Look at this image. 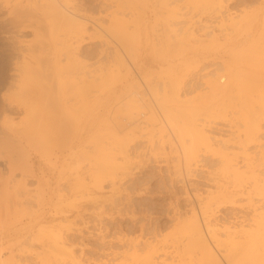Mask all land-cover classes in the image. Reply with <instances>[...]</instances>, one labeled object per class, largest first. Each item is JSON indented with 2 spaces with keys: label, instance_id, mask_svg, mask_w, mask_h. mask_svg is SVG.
Listing matches in <instances>:
<instances>
[{
  "label": "rangeland",
  "instance_id": "374dc122",
  "mask_svg": "<svg viewBox=\"0 0 264 264\" xmlns=\"http://www.w3.org/2000/svg\"><path fill=\"white\" fill-rule=\"evenodd\" d=\"M70 1L72 3V5H70L71 3L69 4L70 7L73 8L77 7L76 9L88 18L89 20L88 27L90 29H88V33H86L88 36H84V38H82L83 41L81 40L82 43L80 45L79 51H76V54L78 53L77 57L74 56L72 58L74 59V62L72 59L67 61L66 58L62 56L61 58L62 59L64 58L65 60L63 59L64 61L63 62L62 59L60 58L61 62L59 64V67L60 66L63 67L64 70H61L62 71L61 73L59 70L58 72L62 75L64 74L63 79L65 78L64 77L65 75L67 76L69 75L70 78L69 76L66 77L69 79L70 82L72 81L71 79L77 76L78 79L77 78L76 79L79 82V76L83 75L85 77L84 74H86L87 76L85 78L87 79L86 81L87 83L85 88L86 90H84V93L87 94L85 95L83 93L84 96L83 95L81 96L80 93L79 96H76L75 94V92L77 91L76 87H73L76 90L75 92L71 90L73 89L71 87L70 90H68V92L66 93L67 99L70 98L68 94H70V96L74 94L73 96L74 98H78V97L80 98L81 96V99L79 98H78L79 100L77 99L80 105L76 102L75 103L72 102V104L78 106L79 110L76 114L75 112H73L74 111L73 109L76 110V108H72L73 111L69 117V118L74 117L73 119L77 122H75L74 120L71 121V119H69L70 123H67L68 119L66 121H63L68 125L70 124L71 128L73 127L71 130L69 129L70 125L68 128V125L63 123V125L65 124L67 126V130L69 129L68 131H66V134L64 131V135H67V133H69L67 136H65L67 137L66 141L64 140L65 148H63V145L61 143L62 140H59L62 137H63L62 139H65L64 135H62L63 132V128H62L63 126H61L62 123H56L57 125L52 124V126L49 127L50 130H48L46 133L47 135L45 136L42 135L44 137V138L42 137L43 139L40 136L41 140H39L38 142L42 141L40 142L41 144L38 142L37 144L35 143L36 147H34L35 145H31L29 141H28L29 144L27 140L24 141L25 149L27 151V160L29 161L28 165L26 163L17 164V163H12V161H8L9 159L7 158L8 156L5 153H3L4 150L2 147H0V189L2 188L0 190V201L4 199L2 203L0 202L1 203L0 205H2L1 206L2 209L0 208V260L2 262L0 261V264H13V262H15L14 264H45V261L46 263H48V257L51 258L48 264H60V261L58 259L56 260L57 256L52 255L51 252L52 250L49 249L50 246L49 245L47 246L49 240L51 243L52 239L50 238L54 235H51V237L50 236L46 237V234L48 236L52 233L57 235H59L58 233L61 234L62 239L64 238L62 241L65 242L66 244L65 246L66 251L69 254L74 253V256L77 257L78 260L82 262V264H144V262L140 261V259L143 260L144 256L148 254V250L150 247H156L157 249H159L157 258L155 259V261L158 264H162V263L176 264V262L177 264H197L198 263L197 252H195V254L194 253L187 254L184 253L183 251L185 247L184 244L188 242L187 240L188 237L183 234V227L185 225V222L187 223V221H189L188 219L192 218L191 215L193 214L194 211L197 212L199 218H201L202 223H204L203 227L206 230V233L209 234H210L209 230H211V228H208L207 226L210 223L209 221H211L212 224H217L218 227L221 228H223L224 226H231L233 229H237V230L238 229L242 230L240 227L244 228L247 227V225L249 224H253V220H254L253 217L255 216V211L253 206L247 200H245L246 199L245 196L238 195L237 196L238 198L235 197L236 200L234 199L235 201L233 202L231 201V199L220 200L219 199L220 193L217 192V190H219L218 187L220 186L230 187L232 190L234 188L238 189V187H234V185L236 186L237 183L233 185L232 182L234 183V181H231L233 180V178H231L229 173L225 172L226 171L224 165L225 158H223L227 155L225 153H230L229 155L231 157V154L232 155L236 154L237 152H239V150L242 151L241 147L239 146L243 145L246 149V152L249 153L250 155L252 154L251 155L252 159L254 158L255 160H258L261 152L264 150L263 148L264 137L260 138L257 141L248 143V145L241 144L240 141L241 138L243 140L242 136L244 135V133L242 131V128L241 130L239 129V126L242 123L241 120H239L240 116L237 114V112L239 111L240 108L238 107L233 108L234 105L233 103H238V100L236 99L237 97H235L233 93L232 95H228L222 98L220 96L215 97V93L211 88L213 87L212 85L213 80L214 81L220 80L222 84V81L221 79H219V77L222 74H224L225 76L226 73L225 68H227V65L232 61L233 58L232 56L228 57L227 55H230L232 51L233 53L231 55H233L235 49L239 47L242 48L243 46H247L251 41H255L256 39L258 41L259 37L263 33L262 31H264L263 29L264 0H221L220 4L222 5L218 4L217 0H212L214 5H211L212 4L211 0H209L211 4H209L207 0H176V2L175 0L174 2L173 0L170 1L169 0H70ZM75 1L77 3H75ZM203 6L207 9L204 8L203 10ZM212 6L213 8L211 9ZM218 6L220 7L218 8ZM181 9L184 11H181ZM202 10L204 13L202 12ZM254 10L255 11L258 10V12L256 13ZM168 11L173 13L172 16L176 14V17L173 16L175 19H173L172 16L171 17L169 16L171 15V13L169 14ZM214 11L216 12L214 13ZM259 11L261 12L259 13ZM184 12L187 14H185ZM189 12L192 13L190 14ZM181 13L183 15H181ZM167 14H169L168 16L173 20L171 19L169 20V18L164 19L168 17ZM247 14H249V17L251 16V14L252 17L254 16V14L255 16L253 17V19L251 17V20L249 21L247 19L249 17L246 16ZM243 15L244 17H246V19L243 17ZM93 16L95 18H93ZM229 17H232L230 22H229L230 19ZM239 17L240 18L242 17L241 19L244 20V21L241 20L242 22L241 25L243 26V28L240 30L239 29L236 30V28H234L232 24L234 21L240 22ZM158 19L159 21L157 22L154 21ZM92 20H94L93 21L94 24L96 21L98 24L102 25L105 31L99 29L100 33H98L97 32L98 30L96 31L94 27L91 26L93 23L91 22ZM165 20L166 21L169 20L167 21V25ZM136 21L140 22L138 23L140 26H138ZM197 22H199V24ZM223 22L225 23L227 22V23L225 24ZM222 23L225 25L222 26ZM113 24L114 25L116 24V27H118V28L115 27L116 30L113 28L114 26L112 27L116 31L114 33H118L117 29L119 31L121 28L123 29V27L125 26L128 27L127 29H125L126 27L124 28L125 31H122V34H124L123 32H126L127 34H125L124 37L125 39L129 38L130 41L122 38L123 37L122 34L112 33V35H117L119 37L112 36L111 33L107 31V29L110 28ZM151 24L152 26L153 25L154 26L152 27ZM189 24L190 26H188ZM228 24L230 27H232L233 30L227 27ZM171 25L174 29H171L172 28ZM191 25H193V27ZM262 25L263 27L261 28ZM206 27L208 28V30H206L207 29ZM56 28H54V30ZM135 28L138 30H134ZM168 28L170 32L167 31ZM154 29L155 31H157L156 33L159 34V35L157 34L158 36L155 34ZM54 30L52 35H54L56 32L58 36L55 34L54 36H52V39H50L51 37H49V39L47 37V41L49 44H51L52 42L51 47L52 48L55 47L57 53H60L58 52V49L59 47L61 48V46L57 47V45L60 44L61 40L59 42L57 41L60 38L62 39V37L65 39L64 34L68 35L69 32L66 29L63 30L59 29V31L56 29L55 32ZM64 30L66 31L63 34L62 31ZM258 30L260 31L262 30L260 32L261 33L260 36L258 35L259 33ZM220 31L222 32L220 33ZM234 32L239 33V35L237 34L238 37ZM168 33L170 34V36L168 35ZM25 34L27 37V41L32 39L31 38L32 36H30L31 35L30 32H25ZM163 34L165 35L166 38L169 37L168 41L165 39ZM190 34L193 37L192 41H190L191 38H189L191 37ZM194 34L197 37H194ZM222 34L225 36H223ZM230 37H235V38L231 39ZM175 38L176 39L178 38L177 40H179L180 42L177 41ZM122 39L125 42L120 43V41L121 42L123 41ZM170 39L174 42L172 43ZM187 40L188 43H186ZM216 40L219 42H216ZM162 41L164 45L163 43L161 44ZM223 41L228 42V43L226 42L227 46L224 45L225 43ZM234 42L236 44H234ZM133 43H134V47H133ZM158 43L160 44V46ZM220 43H222L223 45ZM135 44L137 45L135 46ZM153 44L154 46L152 47ZM123 45L125 48L122 47ZM157 45L159 47H157ZM162 46L165 48H163ZM135 47L137 48V54ZM173 47L175 50H173ZM226 47L228 49H226ZM161 48L163 49V51ZM55 49L53 48V50ZM120 49H122L123 52L125 53L123 54L124 57L119 56L118 54L116 55L117 53L116 50H120ZM126 49L127 51H130V53H128ZM222 49H224L225 51ZM133 50L135 51L132 52ZM157 51L159 52L161 51V53ZM155 52L156 54H154ZM127 54H129L128 58H127ZM123 58L124 60H122ZM189 59H193V60L191 61ZM76 61L77 63H79L80 61V63L82 64V65L79 64V67H81L84 70L86 68L85 72L84 70L81 71L80 70L81 68L79 69V67H77ZM123 61H127V63ZM66 62L67 65L69 64L68 66L65 65ZM226 62L229 63L227 64ZM118 63L120 66H118ZM196 63L200 64L198 68L196 67L197 66ZM125 64L127 65V68ZM70 67H72V70L73 69L74 70L71 71ZM111 67L113 69H111ZM128 67L130 68V70H127L129 69ZM203 67L205 68V70ZM248 67L249 68H247V70H251L252 72L250 74L255 73L259 76L258 78L259 82L261 79L263 80L262 85L260 84L261 82L259 83V85L264 86V77H262L264 76V71L262 70L263 71L262 72L261 70L259 71V69L256 70L257 68H252L250 66ZM76 68H78V71L74 72L75 70H77ZM186 68H189V70ZM207 68L208 70L206 71ZM222 68L225 71L221 70ZM110 69L112 71H108ZM7 70L5 69V67H1L0 71L6 73ZM79 71L81 73H79ZM124 71H126L125 74ZM257 72L258 73L262 72V74L259 73L260 74L259 75ZM77 73H79L80 75L79 74L77 75ZM111 73H114L113 74L114 76ZM105 74L107 75L109 74L108 79H111L112 82L111 80H106L107 75ZM216 76H218V78ZM224 76L221 77H223L222 78L224 80L223 84L224 86H226V83L228 82H227V78H225L226 76L225 77ZM97 80L98 81L102 80V82L99 81V83L101 82V86L104 85V88L103 86L101 87L99 83L98 85L97 83L94 85V82H98ZM104 82L106 83L104 84ZM210 84L212 86H210ZM96 85L99 86L98 89H96L97 88ZM130 86L132 89L130 88ZM138 87H140V89ZM93 88H95L96 90ZM128 88L130 91L128 90ZM260 88L263 89V87ZM97 90L99 92H97ZM262 91H264V89ZM95 92H97V94ZM77 94H79L78 91ZM122 94L124 95L122 96ZM166 96L171 101H169L168 98L166 99ZM164 97L166 100L170 102V105L172 107L175 108L178 107L177 110L178 115L176 114V112H174L177 108L173 109L171 107L174 111L172 110V113L169 112V109L171 108H169L170 106L168 104L165 105V102L166 103L169 102L162 101L164 100ZM234 97L236 101L232 100L234 99ZM175 98L176 100H174ZM178 98L179 101H177ZM133 99L137 101L136 103L131 102V104L133 105L136 104V106L138 105L140 107H135L136 108L135 110L134 107L133 108L131 107V109L129 110L128 109L130 107L129 105H131L130 101H132ZM73 100L76 99L72 98L70 102ZM96 100L97 103L95 102ZM186 100L189 103H187ZM79 101H82V103H80ZM174 101L180 103L177 102L175 103ZM206 101L207 103H209V105L206 103ZM230 101H232L233 103ZM70 102H68V104H71ZM159 102H161V105ZM157 103L159 104V107ZM200 103L201 104L203 103V105H199ZM205 103L207 105H204ZM222 103H224V106H222L223 105ZM81 104H83V107L85 108L83 112L82 110L80 111ZM152 104L154 105L156 111ZM183 104L185 107L183 106ZM187 104H188L187 107L189 108H191L192 106L191 110L193 111L191 113H194L195 110L196 111L199 110L197 114L196 113L193 114L192 116L193 118H190L191 116L190 114L188 116V113H190L191 110L190 109L188 110V108L186 107ZM127 105L129 107L126 108ZM162 105L165 108L162 109L161 108L163 107ZM180 105L183 107H181ZM198 105L200 108L198 107ZM202 106H204L205 108L203 107L204 108L203 109ZM210 106H213L212 109ZM227 106L229 107V109ZM193 107H197L199 109L197 108L193 109ZM222 107L223 109H225L226 107L227 108L224 110V112L222 111L223 113L221 115L219 113H221L220 110H222ZM230 107L233 108V110H231ZM137 108L139 109L137 110ZM182 108L183 110L185 108V110H188L189 112L183 111L181 114L184 115L186 113V116L192 119V121L195 120L194 116H196L195 124L198 123L196 124L198 127L200 126L201 128L202 127L204 128L202 129L206 132L207 138L204 137L206 140L210 139V137L213 138L211 139V141L207 140L208 147L205 145L206 146L205 148V146L202 147L199 145V147L201 148H198L199 150L198 151L199 154L197 153L198 163L196 164H194L195 162L193 161L191 162L190 165H186L182 155V150H180L181 148L178 147L179 143L173 140V137L169 129L165 128L166 125L165 123H163L164 121L161 120L162 116L160 117L158 116V114L161 115L163 112L180 116L179 111H182ZM131 110H134L133 113L131 112ZM150 110L152 111L154 110L156 113H158V114L155 113L157 118L156 117L154 118L153 115H152L153 117L151 116ZM81 112L82 115H80ZM211 114L213 115L211 116ZM22 115L15 116V121H14L15 127L17 128L21 127V129L23 125H24L23 127L27 126V124L25 125L24 122L23 124H20V126H17L18 125L17 121L20 122V120L22 119L21 117ZM19 117H21V119ZM182 117L179 118L182 119ZM185 118L187 117H184V119ZM100 119L102 121H100ZM105 121H107V123ZM74 122H75V129H74ZM154 122L156 123L155 125H153ZM108 123H112V124L114 123L113 124L114 126L111 125L108 127H110L112 131H116L115 137L118 140L114 137V135H112V137H114L115 140L111 137V134L115 132L110 134L108 131L110 132L112 131L109 129L108 131L106 130ZM161 123L164 124L165 126L164 125H163L164 127L158 126L161 125ZM96 124L98 125L96 126ZM105 124H106V128L104 126ZM53 125H56L57 127L60 125L59 127L62 128L61 129L62 132L61 130L59 131L60 134L54 129L60 135V138L59 135L55 136L56 132L53 131L54 128ZM65 125L64 128L66 127ZM140 125L142 127H140ZM261 126L263 127V131H264V119L261 121ZM152 128L154 129L152 130ZM56 129L59 130V128ZM71 131H73V133ZM129 131H131L132 133L135 132L134 134L137 135L134 140L133 138L135 137V135H131V132L129 133ZM48 132L51 133V136L49 135ZM205 132L203 133L204 135ZM52 134H54L55 137H58V139L56 140L57 142L53 143L52 139L48 138V136L54 138V136L52 137ZM129 135H131L132 137ZM98 136L100 137L98 138ZM45 138L46 139L48 138L49 141H45L46 140ZM122 138H124V140H121ZM125 138L127 139V142L128 141L131 142H129L128 144L127 143L123 144V142L126 141ZM166 138L170 139L169 140L170 142L173 140L174 144H172L173 141L169 143L168 139ZM50 140L52 142H50ZM58 141L60 142L58 143ZM67 141H69V143ZM120 141L122 142L120 143ZM237 141H239L240 143L239 142L236 143ZM117 142L119 144H117ZM203 142L202 145L206 144V142L205 143ZM125 144L127 145V147L125 146ZM66 145L68 149L71 147L73 148L68 150L66 148ZM94 145L95 147H93ZM117 145H123L124 149L122 148L123 146L119 147ZM101 147L104 148V150L100 149ZM62 148L64 150H62ZM96 149L99 150L93 151ZM208 149L210 150L212 149V151H209ZM110 150H112V152L115 155H112L113 153H111ZM121 151H124L126 153H123ZM214 151L217 154L214 153ZM96 152H98L97 153L98 155L95 154ZM119 152L123 154H120ZM220 153H222L223 155ZM102 154L103 155L109 154V155L103 156ZM116 154H118V156ZM100 155H102L103 157ZM110 155L112 156L110 158L114 162L113 163L114 165H111L110 163L111 160L108 159ZM127 155L130 158L126 157ZM237 155L239 157L236 156L235 159L234 157H232L233 163L234 164L235 162L236 164L238 163V165L242 168L241 171H245V166H244L245 162L243 160L242 154L240 155V153H238ZM123 156L126 158V160L125 159L123 160L124 158ZM254 159H253L254 163H257L258 161H255ZM105 160L106 161L109 160V161L105 163L106 162ZM108 163L110 164V167L108 166L107 168L105 166L109 165ZM257 165L260 166L259 164ZM28 166L30 168H28ZM112 166L116 168L112 169ZM187 168L190 171H188ZM186 169L187 171H185ZM257 169L259 171V172L257 171L256 173L258 179L261 178L263 179L264 167H260V168L257 167ZM260 171L262 174L260 173ZM175 172L178 173L176 174ZM125 173L128 174L126 175ZM8 176H10L9 178L10 180H14V178L19 179V177L25 180V186L29 190L28 192L29 194L27 195V197H24V200L23 198L21 199L23 201L22 204L18 203V200H20V198H17L18 199L17 200L13 195L10 196V194L9 196H6L8 194L7 193L8 189L6 188L7 187L6 182L8 181L7 180ZM100 180L102 181V183ZM10 183L11 185L9 186H12V184H14L11 181ZM3 185L5 186V188ZM240 185H242L240 187L241 190H244L245 192L251 190V182L246 181L241 183ZM26 187L24 188L26 189ZM4 192L6 193H5V197L3 198ZM9 197L10 198L12 197V199H10ZM253 198H254L253 202L254 203L256 202L255 205H257V208L264 207V199L262 197L254 195ZM10 200L11 202H7ZM209 200H210L209 208L212 211V213H208L207 215L204 214V210H202L203 209L202 207H204V204L207 205L208 204L207 202ZM209 208L207 211L211 212ZM178 229H180L181 231ZM42 234L44 237L42 236ZM209 234H207L209 239L211 241H215L214 244L217 247V251L220 257V262H222V264H229L226 256V254L228 255L227 250L230 247V246L228 247L227 245L229 241L225 237L222 238L220 237V241H222L221 242L222 244L218 243L213 238V236H211L212 234L210 235ZM237 235L240 237L243 234L240 235L239 233ZM45 237L47 239L49 238L47 243ZM212 238L214 240H212ZM243 239L244 238L240 237L239 239H237V241H242ZM223 240H226L225 242L226 245L223 243ZM50 245L52 248L53 245L52 244ZM138 256L140 257L138 258ZM137 258L138 261H136ZM64 259H67V257H65ZM64 259H60V260L64 261ZM67 261L69 262V259H67ZM67 261L66 263L70 264ZM66 263L64 261V264Z\"/></svg>",
  "mask_w": 264,
  "mask_h": 264
},
{
  "label": "bare ground",
  "instance_id": "6f19581e",
  "mask_svg": "<svg viewBox=\"0 0 264 264\" xmlns=\"http://www.w3.org/2000/svg\"><path fill=\"white\" fill-rule=\"evenodd\" d=\"M170 1V0H169ZM209 2V0H207ZM174 2V0H173ZM176 2V0H175ZM179 2V1H178ZM212 2V0H211ZM218 4L221 3V0H217ZM70 0H0V70H1V67H5V69L7 70L6 73H3L0 71V147L3 148L4 152L9 158L8 161H12V163H26L28 165V160H27V151L25 149V145H24V141L27 140V142L29 141L31 145H35V143L37 144V142L40 139V136L41 138L45 135H47V131L50 130L49 127L52 126V124H56V123H62L61 126H63V132H62V128L61 127H57L56 125H53V131L54 132H59L61 130L62 132V135H64V131H65V134H66V131H68L69 129L72 130L71 128V125H70V128H69V125L66 124L65 122L63 121H66L68 119V122L67 123H70L69 122V119L74 120L72 117H70V115L72 114V111L75 112L77 114L79 108L77 105L75 104H72V102H76L78 103V100L81 99V96L83 95L84 93V90H86V81L87 79L85 78L87 75H85V77L82 75H80L79 73H81L79 71V73H77V75L79 74V82L77 81V77H74L73 79H71L72 81L70 82L69 79L67 78L68 76L65 75L64 79H63V75L60 74L62 71L61 70H64L63 67H59V64L61 62V57L64 56L66 58L67 61L71 60L74 56L77 57V54H76V51H79V48H80V45L83 41L82 38H84V36H88L86 33H88V29H90L88 26H89V20L86 16H84L82 13H80L75 7H70V5H72V3ZM75 3H77L75 1ZM70 4V5H69ZM145 4V2H144ZM157 4V2H156ZM175 4V3H174ZM194 4V3H193ZM203 4V3H202ZM209 4H211L209 2ZM208 4V5H209ZM191 5V4H190ZM201 5V4H200ZM206 5V4H205ZM204 5V6H205ZM207 5V6H208ZM211 5H214L213 2ZM222 5V4H220ZM158 6V5H157ZM194 6V5H193ZM203 6V10H204V7ZM224 6H225V3H224ZM251 6V5H250ZM257 6V4H256ZM261 6V5H260ZM210 7V6H209ZM208 7V8H209ZM215 7V6H214ZM220 6H218L219 8ZM168 8V6H167ZM192 8V7H191ZM197 8V7H196ZM200 8V6H199ZM202 8V7H201ZM213 8V6L211 7V9ZM257 8V7H256ZM264 8V7H263ZM79 9V8H78ZM154 9V8H153ZM184 9V8H183ZM187 9V8H185ZM198 9V8H197ZM207 9V8H205ZM222 9V8H221ZM250 9V8H249ZM259 9V8H258ZM158 10V9H157ZM172 10V9H171ZM195 10V9H194ZM193 10V11H194ZM202 10V12H203ZM210 10V9H209ZM208 10V12H209ZM214 10V9H213ZM212 10V11H213ZM220 10V9H219ZM223 10V9H222ZM248 10V9H247ZM173 11V10H172ZM181 11H184L181 9ZM179 11V12H181ZM186 11V10H185ZM218 11V10H217ZM243 11V10H242ZM255 11V10H254ZM155 12V11H154ZM169 12V11H168ZM200 12V11H199ZM211 12V11H210ZM216 11H214L215 13ZM256 13L258 12L255 11ZM261 11H259L260 13ZM171 12H169L170 14ZM183 13V12H182ZM181 13V15H183ZM185 13V12H184ZM190 13V12H189ZM192 13V12H191ZM190 13V14H191ZM204 13V12H203ZM213 13V12H212ZM231 13V12H230ZM247 13V12H246ZM167 14V16L169 15ZM173 13H171V15H169L170 17L172 16ZM187 14V13H185ZM200 14V13H199ZM206 14V13H205ZM221 14V13H220ZM219 14V15H220ZM141 15V14H140ZM160 15V14H159ZM208 15V13H207ZM212 15V14H210ZM214 15V14H213ZM216 15V14H215ZM236 15V14H235ZM245 15V14H244ZM243 15V17H244ZM259 15V14H258ZM113 16V15H112ZM161 16V15H160ZM167 17V18H164V19H168L169 20L171 19L170 17ZM174 17H176V14L173 15ZM172 16V17H173ZM185 16V15H184ZM187 16V15H186ZM224 16V15H223ZM242 16V14H241ZM246 16L249 17V14H247ZM255 16V14H254ZM253 16V17H254ZM257 16V15H256ZM264 16V15H263ZM173 17V19H175ZM195 17V16H194ZM227 17V16H226ZM251 17H252V14L249 18H247L249 21L251 20ZM252 17V19H253ZM93 18H95L93 16ZM134 18V17H132ZM157 18V17H156ZM155 18V19H156ZM161 18V17H160ZM159 18V19H160ZM183 18V16H182ZM181 18V19H182ZM186 18V17H185ZM229 22L231 21L232 17H229ZM240 18V17H239ZM242 18V17H241ZM239 19L240 22H233V27L236 28V30H240L243 28V26L241 25V20L242 19ZM246 19V17H244ZM113 19V18H112ZM139 19V18H138ZM141 19V18H140ZM143 19V18H142ZM158 20H154L155 22L159 21ZM171 19V20H173ZM179 19V18H178ZM209 19V18H208ZM213 19V18H212ZM228 19V18H226ZM264 19V18H263ZM262 19V20H263ZM120 20V19H119ZM167 20V21H169ZM185 20V19H184ZM190 20V18H189ZM193 20V19H192ZM224 20V19H223ZM222 20V21H223ZM236 20V19H235ZM238 20V18H237ZM236 20V21H237ZM247 20V22H248ZM94 20H92L91 22H93ZM134 21V20H133ZM146 21V20H145ZM150 21V20H149ZM167 21L165 20L166 22V25H167ZM182 21V20H181ZM228 21V20H227ZM244 21V20H242ZM253 21V20H252ZM117 22V21H116ZM115 22V23H116ZM137 22V21H136ZM142 22V21H141ZM163 22V21H162ZM190 22V21H188ZM209 22V21H207ZM263 22V21H262ZM104 23V22H103ZM114 23V22H112ZM140 23L139 21L137 22V24ZM159 23V22H158ZM180 23V22H179ZM178 23V24H179ZM199 24V22H197ZM225 23V22H223ZM222 23V26H224L225 24ZM251 23V22H250ZM249 23V24H250ZM136 24V23H134ZM156 24V23H155ZM165 24V23H164ZM171 24V22H170ZM177 24V23H176ZM205 24V23H204ZM207 24V23H206ZM264 24V23H263ZM160 25V24H159ZM219 25V24H218ZM217 25V26H218ZM221 25V23H220ZM253 25V24H251ZM92 27H94V29L98 32H99V29H101L102 31H105L104 28L102 27V25L98 24L96 21H95V24L94 22L92 23L91 25ZM114 26V27H113ZM122 26V25H121ZM137 26V25H136ZM138 26H140L138 24ZM152 26V24H151ZM154 26V25H153ZM152 26V27H153ZM163 26V25H162ZM165 26V25H164ZM190 26V24L188 25ZM193 27V25H191ZM214 26V25H212ZM211 26V27H212ZM221 26V27H222ZM57 27V28H56ZM108 27V26H107ZM116 30V24L112 25L110 28L107 29V31H109L112 35L113 34H122V31H125V29H127L128 27H123V29L121 28L119 31L117 29V32L118 33H114L116 32L113 28ZM116 27V28H115ZM135 27V25H134ZM157 27V25H156ZM155 27V28H156ZM167 27V26H166ZM172 27V25H171ZM186 27V25H185ZM208 27V25H207ZM206 27V28H207ZM220 27V26H219ZM227 27H229L230 29H232V27L229 26V24L227 25ZM249 27V26H247ZM259 27V26H258ZM263 27V25L261 26V28ZM54 28H56L58 31L59 29H66L69 33L68 35L64 34V31L63 34H64V37L65 39L62 37V39H58L57 42H59L60 40V44L57 45V47L61 46V48L59 47L58 49V52L60 53H57L55 47H53L55 50H53V48L51 47V44L48 43L47 41V37L49 39V37H51L50 39H52V36H54L56 34ZM145 28V27H144ZM178 28V27H177ZM184 28V27H183ZM190 28V27H189ZM187 28V29H189ZM202 28V27H201ZM200 28V29H201ZM251 28V27H250ZM159 29V28H158ZM165 29V28H164ZM171 29H174L173 27ZM197 29V28H196ZM249 29V28H248ZM264 29V28H263ZM53 30L55 32L54 35L53 34ZM134 30H138V29H134ZM183 30V29H182ZM208 30V28L206 29ZM217 30V28H216ZM233 30V29H232ZM250 30V29H249ZM93 31V30H92ZM121 31V32H120ZM140 31V30H139ZM155 31V29H154ZM153 31V32H154ZM169 28H168V30ZM219 31V30H218ZM224 31V30H223ZM227 31V30H226ZM229 31V30H228ZM246 31V30H245ZM251 31V30H250ZM259 33L258 35L260 36V30H258ZM25 32H30V36H32L31 40L27 41V37H26V34ZM94 32V31H93ZM96 32V33H97ZM130 32V31H129ZM132 32V31H131ZM134 32V31H133ZM157 31H155V34L157 35L158 33H156ZM172 32V31H171ZM175 32H176V29H175ZM173 32V33H175ZM192 32V31H191ZM207 32V31H206ZM222 31H220L221 33ZM231 32V30H230ZM229 32V33H230ZM237 32V31H236ZM234 32V33H236ZM240 32V31H238ZM242 32V30H241ZM263 33L261 34V36L259 37L258 41L255 37V41H251L247 46H243L242 48L239 47L237 49L234 50V54L231 55L233 53V51L231 52L230 55H227L228 57L232 56V61L228 64L227 62V68L226 71L222 68L221 70H224L226 73H225V76L224 74L220 75L221 76H224L225 78H227V82L226 83V86H224L223 84V77H219V79H221L222 81V84L220 82V80H217L218 76H216V80L217 81H214L212 82V85L213 87L211 89H213V92L215 93V97L217 96H220L221 98L222 97H225V96H228V95H232V93L234 94L235 97H237L236 99L238 100V103H233L232 102L231 104L233 105V108H240L239 111L237 112V114L240 116V119L241 120V123L240 126H239V129L241 130L242 128V131L244 133V135L242 136L243 137V140L241 138V144H247L248 143H251V142H254V141H257L259 140L260 138L264 137V131H263V127L261 126V121L264 119V91H262L264 89V86H261L262 85V79L258 80L259 76L257 74H250L252 73L251 70H247V68H249L248 66L252 67V68H257L256 70L259 69V71L263 70L264 71V31H262ZM67 33V32H66ZM95 33V34H96ZM97 33V34H98ZM124 34L122 38L125 39V34H127L126 32H123ZM136 33V32H135ZM163 33V32H162ZM182 33V32H181ZM211 33V32H210ZM219 33V32H218ZM225 33V32H223ZM233 33V32H232ZM248 33V32H247ZM86 34V35H85ZM94 34V35H95ZM129 34V33H128ZM189 34V33H188ZM187 34V35H188ZM207 34V33H206ZM237 34L239 35V33H236V36ZM58 36V34H56ZM93 35V34H92ZM130 35V34H129ZM138 35V34H137ZM159 35V34H158ZM157 35V36H158ZM164 35V34H163ZM162 35V36H163ZM167 35V34H166ZM168 35L170 36V34L168 33ZM193 35V33H192ZM192 35L190 34L191 37V40L192 41ZM211 35V34H210ZM223 35V34H222ZM221 35V36H222ZM228 35V34H227ZM56 36V38H57ZM98 36V35H97ZM112 36H115V37H119L117 35H112ZM121 36V35H120ZM161 36V37H162ZM215 36V35H214ZM225 36V35H223ZM230 36V35H229ZM235 36V37H236ZM254 36V35H253ZM257 36V35H256ZM90 37V36H89ZM114 37V38H115ZM135 37V36H134ZM165 37V35H164ZM172 37V36H171ZM179 37V36H177ZM184 37V36H183ZM194 37H197L195 36L194 34ZM208 37V36H207ZM206 37V38H207ZM235 37H230L231 39L232 38H235ZM238 37V36H237ZM240 37V36H239ZM242 37V36H241ZM257 37V38H258ZM55 38V39H56ZM94 38V36H93ZM101 38V37H100ZM113 38V37H112ZM121 38V37H120ZM119 38V39H120ZM159 38V37H158ZM169 38V37H168ZM168 38L165 37V39L168 41ZM174 38V37H173ZM172 38V39H173ZM218 38V37H217ZM128 41L129 38H126ZM125 39V40H126ZM176 39V38H175ZM178 39V38H177ZM176 39V40H177ZM182 39V37H181ZM197 39V38H196ZM224 39V38H223ZM240 39V38H239ZM46 40V41H45ZM82 40V41H81ZM123 40V39H122ZM136 40V39H135ZM158 40V39H156ZM174 40V39H173ZM198 40V39H197ZM207 40V39H206ZM209 40V39H208ZM220 40V39H218ZM254 40V39H253ZM120 41V40H119ZM127 41V42H128ZM138 41V40H137ZM164 41V40H163ZM163 41L161 42V44L163 43ZM170 41H172L170 39ZM179 41V40H177ZM186 41V40H185ZM195 41V40H194ZM200 41V40H199ZM228 41V40H227ZM226 41V42H227ZM262 41V42H261ZM125 42L124 40L120 43H123ZM126 42V43H127ZM166 42V41H165ZM174 41H172L173 43ZM180 42V41H179ZM197 42V41H196ZM210 42V41H209ZM216 42H219L216 40ZM224 42V41H223ZM226 42H224L226 45ZM230 42V41H229ZM56 43V42H55ZM157 43V42H156ZM176 43V42H175ZM183 43V42H182ZM188 43V40L187 42ZM228 43V42H227ZM77 44V46H76ZM140 44V43H139ZM155 44V43H154ZM154 44L152 45V47L154 46ZM159 44V43H158ZM197 44V43H196ZM214 44V43H213ZM222 44V43H220ZM219 44V45H220ZM234 44H236L234 42ZM120 45V44H119ZM125 45V44H124ZM124 45L122 47H124ZM132 45V44H131ZM137 44H135L136 46ZM164 45V43H163ZM173 45V44H172ZM195 45V44H194ZM211 45V44H209ZM223 45V44H222ZM126 46V45H125ZM139 46V45H138ZM160 46V44H159ZM157 45V47H159ZM182 46V45H181ZM193 46V45H192ZM201 46V45H200ZM208 46V45H207ZM227 46V45H226ZM233 46V45H232ZM231 46V47H232ZM133 47H134V43H133ZM163 47V46H162ZM172 47V46H171ZM52 48V49H51ZM119 48V47H118ZM117 48V49H118ZM125 48V47H124ZM123 48V49H124ZM136 48V47H135ZM165 48V47H163ZM170 48V47H169ZM180 48V46H179ZM178 48V49H179ZM200 48V47H199ZM204 48V47H203ZM212 48V47H211ZM209 48V49H211ZM162 49V48H161ZM183 49V48H182ZM196 49V48H195ZM206 49V48H205ZM208 49V48H207ZM217 49V48H216ZM219 49V48H218ZM226 49H228L226 47ZM229 49H230V46H229ZM53 50V51H52ZM60 50V51H59ZM128 50H129V47H128ZM130 50H131V47H130ZM153 50V49H151ZM169 50V49H168ZM173 50L174 47H173ZM215 50V49H214ZM224 50V49H222ZM102 51V50H101ZM127 51V49H126ZM125 51V52H126ZM135 50H133L132 52H134ZM156 51V50H155ZM163 51V49H162ZM178 51V50H177ZM196 51V50H195ZM201 51V50H200ZM217 51V50H216ZM225 51V50H224ZM223 51V52H224ZM229 51V50H228ZM105 52V51H104ZM116 55L118 54L119 56H123V54H125L123 52L122 49L120 50H116ZM128 53H130V51H127ZM131 52V53H132ZM159 52V51H157ZM176 52V51H175ZM161 53V51L159 52ZM174 53V51H173ZM226 53V52H225ZM230 53V52H229ZM228 53V54H229ZM136 54H137V48H136ZM151 54V53H150ZM153 54V53H152ZM156 54V52L154 53ZM166 54V53H165ZM172 54V53H171ZM179 54V53H178ZM177 54V55H178ZM187 54V53H186ZM101 55V54H100ZM128 55L127 54V58H128ZM132 55V54H130ZM180 55V54H179ZM201 55V54H200ZM118 56V58H119ZM162 56V55H161ZM205 56V55H204ZM226 56V55H225ZM124 57V56H123ZM137 57V56H136ZM61 58V59H60ZM117 58V57H116ZM122 58V57H121ZM131 58V57H130ZM134 58V57H133ZM132 58V59H133ZM64 59V58H63ZM62 59V61H63ZM158 59V58H157ZM187 59V58H186ZM196 59V58H195ZM228 59V58H227ZM231 59V58H230ZM65 60V59H64ZM73 62H74V59H72ZM77 60V59H76ZM79 60V58H78ZM124 60V58L122 59ZM189 60H193V59H189ZM117 61V60H116ZM158 61V60H157ZM187 61V60H185ZM202 61V60H201ZM64 62V61H63ZM72 62V61H71ZM120 62V60H119ZM123 62H126L127 61H123ZM133 62V61H132ZM203 62V61H202ZM211 62V61H210ZM214 62V61H213ZM212 62V63H213ZM69 63V62H68ZM146 63V62H145ZM189 63V62H187ZM199 63V62H198ZM72 64V63H70ZM76 64H77V67H79V63H77L76 61ZM121 64V63H120ZM180 64V63H179ZM195 64V63H194ZM197 64V63H196ZM65 65H67V62L65 63ZM69 65V64H68ZM67 65V66H68ZM82 65V64H81ZM123 65V64H122ZM126 65V64H125ZM124 65V66H125ZM186 65V64H184ZM200 64H197V68ZM90 66V65H89ZM118 66L119 63H118ZM191 66V65H190ZM207 66V65H206ZM211 66V65H210ZM216 66V65H215ZM7 67V68H6ZM102 67V66H101ZM115 67V66H114ZM122 67V66H121ZM173 67V66H172ZM184 67V66H183ZM182 67V68H183ZM214 67V65H213ZM222 67V66H221ZM62 68V69H61ZM66 68V67H65ZM71 71L72 70V67H70ZM74 68V67H73ZM81 67H79L80 69ZM84 68V67H83ZM123 68V67H122ZM121 68V69H122ZM125 68V67H124ZM126 68H127V65H126ZM129 68V67H128ZM193 68V67H191ZM195 68V66H194ZM204 68V67H203ZM218 68V67H217ZM246 68V69H245ZM68 69V68H67ZM77 70H75L74 72H77L78 71V68H76ZM111 69H113L111 67ZM108 70V71H112V70ZM162 69V68H161ZM166 69V68H165ZM169 69V68H168ZM184 69V68H183ZM189 70V68H186ZM210 69V68H209ZM58 70L60 71V73L58 72ZM69 70V69H68ZM81 71L84 70V69H80ZM86 70V68H85ZM84 70V72H85ZM102 70V69H101ZM118 70V69H117ZM127 70H130L127 69ZM160 70V69H159ZM196 70V68H195ZM205 70V68H204ZM208 70V68L206 69V71ZM216 70V69H215ZM219 70V69H218ZM214 71V70H213ZM250 71V72H249ZM262 71V72H263ZM64 72V71H63ZM69 72V71H68ZM104 72V71H103ZM101 72V73H103ZM107 72V71H106ZM105 72V73H106ZM129 72V71H128ZM159 72V71H158ZM187 72V71H186ZM202 72V71H201ZM218 72V71H217ZM216 72V73H217ZM221 72V71H220ZM249 72V73H248ZM262 72L260 74H262ZM67 73V71H66ZM72 73V72H71ZM87 73V72H86ZM99 73V72H98ZM116 73V72H114ZM114 73H111L112 75ZM121 73V72H120ZM118 73V74H120ZM126 73V71H124V74ZM184 73V72H183ZM188 73V72H187ZM223 73V72H222ZM258 73V72H257ZM258 73V74H259ZM70 74V73H69ZM259 74V75H260ZM62 75V76H61ZM74 75V74H73ZM107 75V74H105ZM103 75V76H105ZM117 75V74H115ZM67 76V77H66ZM109 74L107 75V79L106 80H111V79H108L109 77ZM114 76V75H113ZM120 76V75H119ZM135 76V75H134ZM162 76V75H161ZM172 76V75H171ZM206 76V75H205ZM228 76V77H227ZM73 77V76H72ZM160 77V76H159ZM264 77V76H262ZM70 78V76H69ZM77 78V79H76ZM118 78V77H117ZM116 78V79H117ZM121 78V77H120ZM152 78V77H151ZM166 78V77H165ZM164 78V80H165ZM186 78V77H185ZM212 78H213V75H212ZM261 78V77H260ZM68 79V80H67ZM76 79V80H75ZM114 79V78H113ZM167 79V78H166ZM203 79V78H202ZM229 79V80H228ZM115 80V79H114ZM113 80V81H114ZM209 80V79H208ZM76 81V82H75ZM98 81V80H97ZM102 82V80H99ZM98 82H94V85L97 83L98 85ZM101 82L99 83V85L101 86ZM110 82V81H109ZM112 82V80H111ZM133 82V81H132ZM149 82V81H148ZM207 82V81H205ZM106 82H104L105 84ZM147 83V82H146ZM151 83V82H150ZM211 83V82H210ZM259 83L261 85H259ZM168 84V83H167ZM171 84V82H170ZM93 85V86H94ZM96 85V86H97ZM181 85V84H180ZM208 85V84H207ZM210 84V86H212ZM223 85V86H222ZM103 88H104V85H102ZM101 86V87H102ZM106 86V85H105ZM139 86V85H138ZM163 86V85H162ZM202 86V85H201ZM73 88V87H76V90L78 91L79 94H77V91L73 88L71 90H73V92H75L76 96H79L80 93H81V96L80 98H74V94L70 96V94H68V96L70 98L69 101L67 99V96H66V93L68 92V90H70V88ZM99 86H97L96 89H98ZM134 87V86H132ZM136 87H137V84H136ZM260 87H263V89H261ZM131 88V86H130ZM140 89V87H138ZM95 89V88H93ZM95 89V90H96ZM123 89V88H122ZM132 89V88H131ZM148 89V88H147ZM94 90V91H95ZM101 90V89H100ZM125 90V88H124ZM129 90V88H128ZM151 90V89H150ZM169 90V89H168ZM173 90V89H172ZM176 90V89H175ZM180 90V89H179ZM182 90V89H181ZM93 91V90H92ZM91 91V92H92ZM102 91V90H101ZM130 91V90H129ZM142 91V90H141ZM144 91V90H143ZM211 91V90H209ZM72 92V93H73ZM97 92H99L97 90ZM97 92H95L97 94ZM108 92V91H107ZM128 92V91H126ZM176 92V91H175ZM208 92V91H207ZM71 93V94H72ZM130 93V92H129ZM153 93V92H152ZM204 93V92H203ZM255 93V94H254ZM85 94V93H84ZM87 94V93H86ZM85 94V95H86ZM128 94V93H126ZM125 94V95H126ZM156 94V93H155ZM236 94V95H235ZM91 95V94H90ZM101 95V93H100ZM105 95V94H104ZM124 94H122L123 96ZM141 95V94H140ZM144 95V94H143ZM208 95V93H207ZM75 96V97H76ZM84 96V95H83ZM95 96V95H94ZM110 96V95H109ZM127 96V95H126ZM147 96V95H146ZM158 96V95H157ZM214 96V95H213ZM73 99H76V100H73L70 102V100ZM88 97V95H87ZM92 97V96H91ZM96 97V96H95ZM177 97V96H175ZM232 99L233 101L236 99ZM86 98V97H85ZM90 98V97H89ZM108 98V97H107ZM122 98V97H121ZM120 98V99H121ZM144 98V97H143ZM155 98H158V97H155ZM168 97L166 96V99ZM174 98V97H173ZM211 98V97H210ZM78 99V100H77ZM145 99V98H144ZM165 97H164V100L162 101H171L169 98L168 100H166ZM219 99V98H218ZM99 100V99H98ZM107 100V99H106ZM151 100V99H149ZM173 100V99H172ZM176 100V98L174 99ZM217 100V98H216ZM84 101V100H83ZM137 100H132L130 101V104L131 102L132 103H136ZM155 101V100H154ZM160 101V100H159ZM177 101H179V98L177 99ZM176 101V102H177ZM184 101V100H183ZM187 101V100H186ZM185 101V102H186ZM68 102H70L71 104H68ZM80 103H82V101H79ZM97 103V100L95 101ZM109 102V101H108ZM156 102H157V99H156ZM175 102V101H174ZM175 102V103H176ZM203 102V101H202ZM215 102V101H214ZM160 105H161V102H159ZM173 103V102H172ZM171 103V104H172ZM177 103H180V102H177ZM182 103V102H181ZM187 103H189L187 101ZM207 103V101H206ZM204 104V105H209V103L207 104ZM213 103V102H211ZM79 104V103H78ZM84 104V103H83ZM83 104H81V109L80 111L82 110V112L84 111V107H83ZM146 104V103H145ZM158 104V103H157ZM168 104L169 108H171L172 106L170 105V102L169 103H166L165 102V105ZM192 104V103H190ZM224 106V103H222ZM80 105V104H79ZM94 105V104H93ZM98 105V104H97ZM105 105V104H104ZM103 105V106H104ZM149 105V104H148ZM153 105V104H152ZM156 105V104H155ZM199 105H203V103L199 104ZM198 105V107H199ZM215 105V104H214ZM218 105V104H216ZM220 105V104H219ZM226 105V104H225ZM231 105V107H232ZM85 106V105H84ZM101 106V105H100ZM130 106V107H129ZM127 105V107H129L128 109L130 110L131 107L133 108L134 107V110L136 109L135 107H140V106H136L131 104V105ZM150 106V105H149ZM163 106V105H162ZM174 106V105H173ZM177 106V105H176ZM181 106V105H180ZM184 106V104H183ZM181 106V107H183ZM188 106V104L186 105V107ZM196 106V105H195ZM102 107V106H101ZM154 107V105H153ZM158 107H159V104H158ZM180 107V108H181ZM185 107V106H184ZM204 106H202L203 108ZM209 107V106H207ZM211 109L213 106H210ZM220 107V106H219ZM218 107V108H219ZM228 107V106H227ZM226 107V108H227ZM230 107V108H231ZM72 108H76L72 110ZM83 108V109H82ZM162 109L165 108L164 106L161 107ZM167 108V109H169ZM176 109L175 111L173 109ZM171 109H169V112L172 113V110L174 112H176V114L178 115L177 113V110H178V107H172ZM188 110L192 108H189L187 107ZM186 108V109H187ZM194 108H197V107H193ZM200 108V107H199ZM197 108V109H199ZM201 108V110H202ZM205 108V107H204ZM203 108V109H204ZM217 108V109H218ZM225 108V109H226ZM233 108H231V110H233ZM103 109V108H102ZM118 109V108H117ZM139 108H137L138 110ZM141 109V108H140ZM155 109V107H154ZM210 109V111H211ZM223 107H222V110H220L221 114L224 112ZM229 109V107H228ZM127 110V109H126ZM134 110H131V112L133 113ZM171 110V111H170ZM180 110V109H179ZM188 110H183L182 108V111H179V114L180 116H177L175 114H170V113H167V112H161L162 114L159 115L158 113H156V109L155 111L153 110H150L151 111V116L153 115L154 118L156 117L155 113L158 114V116H162L161 117V120L164 121L163 123H165L166 127L165 128H168L172 137H173V140H175L176 142H178L177 144L179 145L178 147H180L182 150V155H183V158H184V161L186 163V165H190L191 162H195L194 164L198 163V148H201L199 147L200 146H207L208 147V141L213 138L210 137V139H205L204 137H206V132L199 126H197L196 123V116H194L195 120L192 121V119L190 118H193V114H197V112L199 111H194V113H191L193 110L190 111V113H188V116L189 114L191 115L190 118H188V116H186V113L184 115H182L181 113L184 111V112H189ZM236 110V109H234ZM89 111V110H88ZM96 111V110H95ZM98 111V110H97ZM223 111V112H222ZM82 112L80 115H82ZM119 112V111H118ZM129 112V111H128ZM173 112V113H174ZM219 112V111H218ZM228 112V111H227ZM89 113V112H87ZM121 113V112H120ZM201 113V112H200ZM23 114V115H22ZM131 114V113H130ZM217 114V115H219ZM18 115H22V119L21 117H19L21 120L20 122L17 121L18 125L17 126H20V124H24L27 126L23 127L22 126V129L21 127L20 128H17L15 127V124H14V121H15V116H18ZM88 115V114H87ZM187 117L184 119V117ZM203 115V113H202ZM213 114H211L212 116ZM216 115V117H217ZM235 115V114H234ZM76 116V115H75ZM85 116V115H84ZM95 116V115H94ZM150 116V115H149ZM148 116V117H149ZM152 116V117H153ZM14 117V118H13ZM77 117V116H76ZM79 117V116H78ZM151 117V118H152ZM179 117H182V119H180ZM220 117V116H218ZM93 118V117H92ZM97 118V117H95ZM102 118V117H101ZM145 118V117H144ZM150 118V119H151ZM157 118V117H156ZM227 118V117H226ZM76 119V118H75ZM87 119V117H86ZM115 119V118H114ZM229 119V118H228ZM238 119V118H237ZM19 120V119H17ZM24 120V121H23ZM154 120V119H153ZM152 120V121H153ZM225 120V118H224ZM75 121V120H74ZM100 121H102L100 119ZM77 122V121H75ZM75 122H74V129H75ZM97 122V121H96ZM107 123V121H105ZM104 122V123H105ZM233 122V121H232ZM9 123H10V126H9ZM16 123V122H15ZM63 123H65L66 125H68V130H67V126L64 128V125ZM150 123V122H149ZM8 124V126H7ZM100 124V123H99ZM109 124V125H108ZM107 124V128H106V124L104 125L106 130L108 131L111 130L110 127L108 126H111L113 125L112 123H108ZM152 124V123H151ZM156 123L154 122L153 125H155ZM98 124H96L97 126ZM152 125V127H153ZM164 124L161 123V125H158V126H163ZM164 125V126H165ZM200 125V123H199ZM114 126V125H113ZM119 126V125H118ZM117 126V128H118ZM123 126V125H122ZM163 126V127H164ZM202 126V125H201ZM204 126V125H203ZM133 127V126H132ZM140 127H142L140 125ZM56 128H59L56 129ZM157 128V126H156ZM200 128V129H199ZM56 131H55V130ZM65 129V130H64ZM76 129H77V126H76ZM115 129V128H114ZM139 129V128H138ZM150 129V128H149ZM154 128H152L153 130ZM128 130V129H127ZM132 130V129H131ZM157 130V129H156ZM167 130V129H166ZM203 130V131H202ZM77 131V130H76ZM112 131V130H111ZM165 131V130H164ZM168 131V132H169ZM51 132V131H50ZM56 132L55 136L59 135V134ZM73 133V131H71ZM93 132V131H92ZM110 134H111V137L112 135H114V137L116 136V131H108ZM131 131H129L130 133ZM205 132V135L203 134ZM49 133V132H48ZM135 133V132H134ZM131 132V135H135V137L133 138V140L136 138V134H134ZM161 133V132H160ZM159 133V134H160ZM69 133H67L68 135ZM71 134V133H70ZM107 134V133H106ZM241 134V133H240ZM239 134V135H240ZM43 135V136H42ZM49 135L51 136V133H49ZM67 135H64L67 136ZM103 135V134H102ZM108 135V134H107ZM129 135V136H131ZM169 135V133H168ZM204 135V136H203ZM50 136H48L49 139H52L53 143L54 142H57L56 140L58 139V137H55L54 134H52V137L54 136V138H51ZM147 136V135H145ZM149 136V134H148ZM159 136V135H158ZM47 137V136H46ZM62 137V136H61ZM100 136H98L99 138ZM102 137V136H101ZM114 137H112L114 139ZM132 137V136H131ZM206 140H204L203 138ZM229 137V136H228ZM237 137V136H236ZM240 137V136H239ZM44 138V137H43ZM42 138V139H43ZM48 138L45 140V141H49ZM56 138V139H55ZM59 138H60V135H59ZM63 138V137H62ZM60 138L59 140H62L61 143L63 145V148H65V141H66V138L65 139H62ZM69 138V137H68ZM96 138V137H94ZM111 138V139H112ZM116 138V137H115ZM164 138V137H163ZM207 138V137H206ZM238 138V137H237ZM236 138V139H237ZM55 141H54V140ZM117 139V138H116ZM126 139V138H125ZM168 139V138H166ZM227 139V138H225ZM229 139V138H228ZM240 139V138H239ZM65 140V141H64ZM68 140V139H67ZM102 140V139H101ZM99 140V141H101ZM115 140V139H114ZM118 140V139H117ZM121 140H124V138H122ZM170 139H168L169 141ZM172 140V141H173ZM204 142H203V141ZM50 140V142H52ZM97 141V139H96ZM171 141V142H172ZM235 141V140H234ZM239 141H237L236 143H238ZM28 142V144H29ZM42 142V141H40ZM38 142V143H40ZM60 141H58L59 143ZM69 143V141H67ZM122 141H120L121 143ZM131 141H128L127 142V139L124 143H129ZM169 141V143H171ZM202 142L206 144L202 145ZM224 142V141H223ZM227 142V141H226ZM239 142V143H240ZM48 143V142H47ZM60 143V144H61ZM67 143V144H68ZM99 143V142H98ZM102 143V142H101ZM114 143V141H113ZM41 144V143H40ZM52 144V143H51ZM115 144H116V141H115ZM117 144H119L117 142ZM132 144V143H131ZM174 144V141L173 143ZM50 145V144H49ZM61 145V146H62ZM72 145V144H71ZM98 145V144H97ZM96 145V147H97ZM110 145V144H109ZM210 145V144H209ZM250 145V144H249ZM51 146V145H50ZM59 146V145H57ZM70 146V145H68ZM73 146V145H72ZM99 146V145H98ZM117 146H123V145H117ZM125 146L127 147V145L125 144ZM130 146V145H129ZM205 146V148H206ZM36 147V145L34 146ZM95 147V145L93 146ZM100 147V146H99ZM103 147V146H102ZM100 148L102 150H104V148ZM114 147V146H113ZM169 147V145H168ZM174 147V146H173ZM239 147H241L242 151L239 150V152H237L236 154H231V157H230V153H225L227 154L223 161H224V165H225V172L229 173L231 178H233V180L231 181H234V183L232 182V184H236L237 185L234 187H238L237 188H234L233 190L230 188V187H223V186H220L218 187L219 190H217V192L220 193L219 195V199L220 200H230L233 202L235 201V197H237L238 195L239 196H245L246 199L254 208V211H255V216L253 217L254 220H253V224H249L247 225V227H240L242 230H237V229H233L231 226H224L223 228L221 227H218L217 224H212L211 221H209L210 223L207 225L208 228H211L210 231V234H212L211 236H213V238L216 240V242L218 243H221L222 241H220V237H225L229 243L227 244L228 245V250H227V253L228 255L226 254L227 256V260H228V263L229 264H264V207L260 208H257V205H255V203L253 202L254 201V198L253 196L254 195H257V196H260L264 199V177L263 179H258L256 173L258 171L257 167L260 168V167H264V150L261 152L260 156H259V159L258 160H254L255 161H258L257 163H254L251 155L249 153L246 152V149L243 145H240ZM1 148V150H2ZM62 148V150H64ZM66 148H67V145H66ZM73 147L71 148H67L68 150L72 149ZM124 149V146L122 147ZM216 148V147H215ZM237 148V147H236ZM264 148V146H263ZM109 149H110V146H109ZM121 149V148H119ZM122 149V150H123ZM127 149V148H126ZM203 149V148H202ZM240 149V148H239ZM99 149H96V150H93V151H97ZM101 150V151H102ZM115 150V149H114ZM118 150V149H117ZM201 150V149H200ZM207 150V149H206ZM209 151H212V149H208ZM233 150V149H232ZM111 153L112 150H110ZM208 151V152H209ZM217 151V150H216ZM123 153H126L124 151H121ZM254 152V151H253ZM98 152H96L95 154H97ZM116 153V152H115ZM120 153V152H119ZM123 153H120V154H123ZM128 153V152H127ZM212 153V152H211ZM214 153H216L214 151ZM234 153V152H233ZM240 153V155L242 154V157H243V160L245 162V171H241L242 168L238 165V163L235 164L233 163V159L232 157H234V159L236 158V156H238L237 154ZM119 154V155H120ZM181 154V153H180ZM199 154V153H198ZM217 154V153H216ZM222 154V153H220ZM98 155V154H97ZM103 155V154H102ZM100 155V156H102ZM104 155H109V154H104ZM103 155V156H104ZM112 155H115L114 153ZM118 156V154H116ZM129 155V154H128ZM126 156V157H129V156ZM201 155V154H200ZM223 155V154H222ZM67 156V155H66ZM102 156V157H103ZM221 156V155H220ZM29 157V156H28ZM112 157L111 155L109 156V160L111 165H114L112 159L110 158ZM124 157V156H123ZM239 157V156H238ZM31 158V157H30ZM69 158V156H68ZM101 158V157H100ZM114 158V157H113ZM130 158V157H129ZM102 159V158H101ZM126 160V158L124 157L123 160ZM128 159V158H127ZM103 160V159H102ZM107 160V161H109ZM122 160V161H123ZM205 160V159H204ZM242 160V161H243ZM104 161V160H103ZM106 161V160H105ZM107 161L105 163H107ZM121 161V162H122ZM197 161V162H196ZM222 161V162H223ZM236 161V160H235ZM203 162V161H202ZM201 163V162H200ZM66 164V163H65ZM109 164V163H108ZM117 164V163H116ZM257 164H259L260 166H258ZM13 165V164H11ZM10 165V166H11ZM16 165V164H15ZM31 165V164H30ZM68 165V164H67ZM101 165V164H100ZM107 165V164H106ZM119 165V163H118ZM193 165V164H192ZM191 165V166H192ZM257 165V166H256ZM108 166L110 167V164L105 166L108 168ZM187 167H190V166H187ZM28 168H30L28 166ZM116 167L112 166V169H115ZM91 169V168H90ZM101 169V168H100ZM104 169V168H103ZM188 169V168H187ZM187 169L185 171H187ZM244 169V168H243ZM97 170V168H96ZM106 170V169H105ZM104 170V171H105ZM100 171V170H99ZM175 171V170H174ZM180 171V170H179ZM188 171H190L188 169ZM97 172V171H96ZM95 172V173H96ZM259 172V171H258ZM176 173V172H175ZM178 173V172H177ZM176 173V174H177ZM190 173V172H189ZM261 173V171H260ZM92 174V172H91ZM126 174V173H125ZM128 174V173H127ZM126 174V175H127ZM259 174V173H258ZM262 174V173H261ZM131 175V174H130ZM121 176V174H120ZM129 176V175H128ZM179 176V175H178ZM10 176H8L7 178V182H6V185H7V195L6 196H10L13 195L15 197V199L17 198H20V200H18V203L19 204H22L23 201L21 200L23 198L24 200V197H27V195L29 194V190L27 189V187L25 186V180L21 179V177H19V179L17 178H14V180H10L9 179ZM95 178V177H94ZM93 178V180H94ZM179 178V177H178ZM177 179V178H176ZM124 180V179H123ZM10 181L14 184H12V186H9L11 185ZM101 181V180H100ZM236 181V182H235ZM251 182V190L250 191H244V190H241V186L244 185H240L241 183L243 182ZM102 183V181H101ZM100 185V183H99ZM232 185V186H233ZM4 186V185H3ZM2 187V186H1ZM26 187V189L24 188ZM246 187V186H245ZM5 188V186H4ZM2 189V188H1ZM0 189V190H1ZM10 189V190H9ZM245 189V188H244ZM28 190V191H27ZM12 191V192H11ZM11 192V193H9ZM31 192V191H30ZM33 192V191H32ZM5 193L4 192V196L3 198L5 197ZM13 193V194H12ZM38 193V192H37ZM36 194V193H35ZM211 194V193H210ZM218 194V193H217ZM214 195V194H213ZM222 195V196H221ZM212 196V195H211ZM210 196V197H211ZM10 198V197H9ZM238 198V197H237ZM7 199V197H6ZM12 199V197L10 198ZM27 199V198H26ZM213 199V198H212ZM215 199V198H214ZM235 199V200H234ZM4 200V199H3ZM2 200V201H3ZM29 200V199H28ZM2 201H0L2 203ZM203 201V200H202ZM7 202H11L10 201H7ZM210 200L207 202L208 206L206 204H204V207H202L204 210V214H207L208 213H212V211L210 210L209 206H210ZM222 202V201H221ZM227 202V201H226ZM0 203V204H1ZM203 203H206V202H203ZM248 203V204H249ZM254 203V204H252ZM2 205H0V208H1ZM251 206V208H252ZM263 206V205H262ZM201 207V206H200ZM209 208V211H207ZM2 209V208H1ZM197 211V210H196ZM203 214V213H202ZM192 218L191 219H188L189 221H187V223L185 222V225L183 227V234L185 236L188 237V242L186 244H184V253H187V254H190V253H194L197 252V261L198 263L197 264H222V262H220V257H219V254H218V251H217V247L215 246L214 242L215 241H211L208 237L207 234L209 233H206V230L204 229L203 227V224L202 221H201V218H199L197 212H193V214L191 215ZM208 217V216H207ZM212 218V217H211ZM208 219V218H207ZM245 220V219H244ZM35 221V220H34ZM249 221V220H248ZM36 222V221H35ZM184 222V221H183ZM181 223V222H180ZM248 223V222H247ZM252 223V222H251ZM38 224V223H37ZM35 226V225H34ZM183 226V225H182ZM60 227V226H59ZM53 228V227H52ZM238 228V227H237ZM181 229V228H180ZM178 229V230H180ZM51 230V229H50ZM55 231V230H54ZM181 231V230H180ZM61 232V231H60ZM242 235L240 237L244 238L242 241H237V239H239L240 237L237 235L239 234ZM59 235L57 234H50L47 236L46 234V237H51V235H54L52 236L50 239L51 240V243H50V240H49V243L52 244V248H51V245L48 243L47 246L49 245L50 248L52 251V255L53 256H57L56 257V260L58 259L60 261V264H64V261L66 263L67 259H69V262L70 264H82V262H80V260H78L77 257L74 256V253H68L65 249V242H63L62 240V237H61V234L58 233ZM63 234V233H62ZM182 234V235H183ZM209 234V235H210ZM37 235H40V234H37ZM43 236V234H42ZM184 236V237H185ZM39 237V236H38ZM44 237V236H43ZM45 237V238H46ZM182 237V236H180ZM183 237V238H184ZM212 238V240H214ZM224 238V239H225ZM49 239V238H48ZM48 239L46 238L45 240L46 243L48 242ZM226 240H223V243L225 244ZM45 243V242H44ZM146 243V242H145ZM222 244V243H221ZM223 244V245H224ZM152 245V244H150ZM226 245V244H225ZM44 246V245H43ZM146 247V246H145ZM144 247V248H145ZM149 247V246H148ZM147 248V247H146ZM145 248V249H146ZM219 249V248H218ZM158 251L159 249H157L156 247H150L149 250H148V254H146L143 258V260L140 259V261H143L144 264H158L155 259L157 258V255H158ZM223 253V252H222ZM45 254V253H44ZM164 255V254H163ZM42 256V255H41ZM47 256V255H46ZM200 256V257H199ZM65 257H67V259H64ZM140 256H138L139 258ZM196 257V256H195ZM54 258V257H53ZM135 258V257H134ZM138 258L136 261H138ZM50 257H48V263L50 262ZM60 259H64V261L60 260ZM45 260V259H44ZM54 260V259H53ZM181 260V259H180ZM1 261V260H0ZM10 261V260H9ZM2 262V261H1ZM6 262V261H5ZM4 262V263H5ZM15 262H13L14 264ZM17 263V262H16ZM46 263L45 261V264H48ZM58 263V262H57ZM67 264V263H66ZM163 264V263H162ZM166 264V263H165ZM173 264V263H171ZM177 264V262H176Z\"/></svg>",
  "mask_w": 264,
  "mask_h": 264
}]
</instances>
